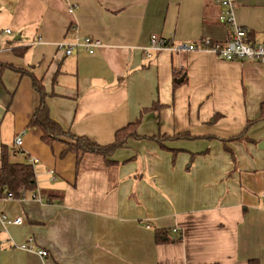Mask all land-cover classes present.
Wrapping results in <instances>:
<instances>
[{
    "label": "crops",
    "instance_id": "obj_1",
    "mask_svg": "<svg viewBox=\"0 0 264 264\" xmlns=\"http://www.w3.org/2000/svg\"><path fill=\"white\" fill-rule=\"evenodd\" d=\"M220 12L217 0H0V63L24 71L0 75V145L14 161L37 159L40 195L0 196V264H264V63L166 49L145 57L153 33L226 41ZM234 16L261 40L264 0H235ZM83 36L100 47L57 48ZM30 73L64 131L106 145L139 119L143 138L108 163L84 155L76 177L75 155L60 157L62 143L28 126L41 98ZM156 229L180 239L157 244ZM29 236L33 251L19 248Z\"/></svg>",
    "mask_w": 264,
    "mask_h": 264
},
{
    "label": "trees",
    "instance_id": "obj_2",
    "mask_svg": "<svg viewBox=\"0 0 264 264\" xmlns=\"http://www.w3.org/2000/svg\"><path fill=\"white\" fill-rule=\"evenodd\" d=\"M249 39H252V36L248 33ZM12 69L14 71L24 73V71L17 69L9 64L0 63V75L4 69ZM32 86L40 94V104L34 110L31 119L29 121V127H38L41 132V140L48 146H52L54 142L62 143L65 148L60 153V157L65 156L67 153H72L76 157V177L80 173L78 168L79 161L86 154H96L101 156L106 163L110 162L106 158L111 156L113 152L121 148L129 138H143L136 133V126L139 123V119L133 123H129L125 127L118 129L115 132L114 140L106 145H100L91 139L85 136H75L69 131H64L62 127L54 121L48 112V107L45 103V93L42 82L30 73ZM162 107L157 103L153 104L150 108L158 110ZM148 110V109H147ZM260 118H264V103L260 105ZM144 112V110L142 111ZM141 112V113H142ZM187 136V133L180 135L168 137L165 135L150 136L151 140L161 142L167 139H176L183 138ZM17 151L14 148H10L7 145H0V196L6 195L7 192H12L15 196H19L20 189L25 187L27 190L35 189V173L33 164L26 160L24 161H14L11 159ZM52 196L48 195L47 202L56 201L57 203L61 202L62 196H55L53 199ZM171 231L168 229H156L154 233V239L157 244H163L171 241L180 239V237H170L169 233ZM248 264H259L257 260H250Z\"/></svg>",
    "mask_w": 264,
    "mask_h": 264
},
{
    "label": "built area",
    "instance_id": "obj_3",
    "mask_svg": "<svg viewBox=\"0 0 264 264\" xmlns=\"http://www.w3.org/2000/svg\"><path fill=\"white\" fill-rule=\"evenodd\" d=\"M221 6V12L218 20L220 23L226 25L229 29L228 39L224 42L212 40L209 38L201 39L198 44L195 42H177L168 40L151 34L148 44L144 47L145 57L150 58L154 52L161 50H169L171 53H178L180 51H201L210 52L220 60L227 61H257L264 63V33L261 40H250L247 30L241 27L235 20L234 16V2L235 0H217ZM8 33L10 30H6ZM101 45L97 38L91 36L78 37L73 41H60L57 43V48L63 51L66 55H71L77 48H83L87 53L92 54ZM22 142L21 136H16L14 144L20 146ZM32 164L37 162V159L30 160ZM28 190L25 187L20 189L19 196H15L12 192H7L6 199H23ZM31 198L40 200V195L36 192H31ZM2 219L13 224H21L22 217H15L11 220L7 219L5 215ZM173 228L171 231H176ZM33 238L27 237L23 243L17 245L19 248L33 251ZM41 257L46 256V251L36 250Z\"/></svg>",
    "mask_w": 264,
    "mask_h": 264
},
{
    "label": "water",
    "instance_id": "obj_4",
    "mask_svg": "<svg viewBox=\"0 0 264 264\" xmlns=\"http://www.w3.org/2000/svg\"><path fill=\"white\" fill-rule=\"evenodd\" d=\"M182 79H178L177 82L181 81ZM264 145V144H263ZM261 146V145H260Z\"/></svg>",
    "mask_w": 264,
    "mask_h": 264
}]
</instances>
